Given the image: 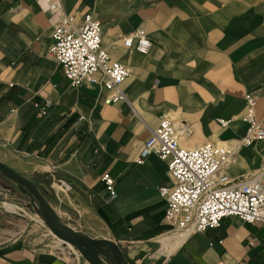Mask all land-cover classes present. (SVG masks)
<instances>
[{
	"label": "crops",
	"instance_id": "0c3cea01",
	"mask_svg": "<svg viewBox=\"0 0 264 264\" xmlns=\"http://www.w3.org/2000/svg\"><path fill=\"white\" fill-rule=\"evenodd\" d=\"M61 1L76 22L99 20L103 46L130 71L127 100L104 104V88L68 84L50 54L52 0H0V161L26 177H60L73 226L113 242L128 264H264L261 223L229 216L187 237L169 231L158 191L172 184L166 160L135 163L162 113L186 148L243 137L247 93L264 126V0ZM138 28L150 40L144 54L122 43ZM263 167L264 139L240 146L225 171L240 181ZM103 172L115 180L108 201ZM25 241L0 246V264H86Z\"/></svg>",
	"mask_w": 264,
	"mask_h": 264
},
{
	"label": "built area",
	"instance_id": "2783aa9c",
	"mask_svg": "<svg viewBox=\"0 0 264 264\" xmlns=\"http://www.w3.org/2000/svg\"><path fill=\"white\" fill-rule=\"evenodd\" d=\"M50 10L58 12L52 31L50 54L63 70L71 87L89 84L106 90L104 104L127 100L123 82L130 71L114 60L102 44V26L92 13L79 22L63 12L62 1L52 0ZM125 48L147 53L150 40L143 28H138L122 39ZM256 100L247 93L241 119L247 124L243 137L236 140L205 142L195 148L179 144V132L166 114H160L157 126L144 141L136 164L155 154L166 160L172 184L159 186L166 202L164 223L183 238L218 226L229 216L248 224L264 225V167L240 181L231 180L225 171L233 154L240 146H249L264 139V126L256 118ZM222 124L226 121L220 120ZM108 193L106 201L115 197L114 178L101 174ZM61 185L65 186L63 181ZM78 252L74 255L77 263Z\"/></svg>",
	"mask_w": 264,
	"mask_h": 264
},
{
	"label": "rangeland",
	"instance_id": "374dc122",
	"mask_svg": "<svg viewBox=\"0 0 264 264\" xmlns=\"http://www.w3.org/2000/svg\"><path fill=\"white\" fill-rule=\"evenodd\" d=\"M27 175L28 179L38 187L45 200L51 203V205L48 204L49 208L54 214L57 213L59 223L77 231L73 226L76 225L73 216L69 219L66 214L70 206L62 196L63 191L58 181L61 178L56 177L53 180L41 171ZM53 182L57 184L56 191L50 187ZM51 194L55 195V199L51 198ZM17 238H25V242H30L41 249L69 252L72 256L78 252L75 247L61 241L48 229L32 193L0 172V246ZM81 260L88 264L82 257ZM105 264L110 263L105 260Z\"/></svg>",
	"mask_w": 264,
	"mask_h": 264
},
{
	"label": "water",
	"instance_id": "95a60500",
	"mask_svg": "<svg viewBox=\"0 0 264 264\" xmlns=\"http://www.w3.org/2000/svg\"><path fill=\"white\" fill-rule=\"evenodd\" d=\"M0 172L20 183L32 193L37 201L39 211L48 229L58 238L75 247L79 255L88 264H105V260H108L109 263L112 264L113 261L110 257V252L116 253L122 264H128L127 260H125L121 254L120 249L110 240L93 238L82 232L61 225L57 220L56 215L49 208L47 201L39 191L38 187L27 177L1 161Z\"/></svg>",
	"mask_w": 264,
	"mask_h": 264
},
{
	"label": "bare ground",
	"instance_id": "6f19581e",
	"mask_svg": "<svg viewBox=\"0 0 264 264\" xmlns=\"http://www.w3.org/2000/svg\"><path fill=\"white\" fill-rule=\"evenodd\" d=\"M60 239V238H59ZM61 240V239H60ZM61 241H63V240H61ZM64 242V241H63ZM66 243V242H65ZM66 244H68L69 246H70V244L69 243H66ZM72 246V245H71Z\"/></svg>",
	"mask_w": 264,
	"mask_h": 264
}]
</instances>
